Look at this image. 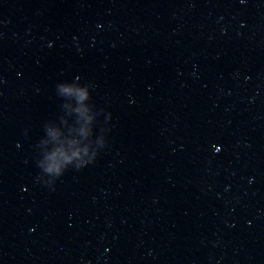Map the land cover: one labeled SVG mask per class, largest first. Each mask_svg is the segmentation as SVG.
Segmentation results:
<instances>
[{
    "label": "water",
    "instance_id": "obj_1",
    "mask_svg": "<svg viewBox=\"0 0 264 264\" xmlns=\"http://www.w3.org/2000/svg\"><path fill=\"white\" fill-rule=\"evenodd\" d=\"M0 264H264V0H0Z\"/></svg>",
    "mask_w": 264,
    "mask_h": 264
},
{
    "label": "clouds",
    "instance_id": "obj_2",
    "mask_svg": "<svg viewBox=\"0 0 264 264\" xmlns=\"http://www.w3.org/2000/svg\"><path fill=\"white\" fill-rule=\"evenodd\" d=\"M67 84L68 82L57 83L56 93L58 96L62 97L61 94H63L64 96H75L78 103H81V105L85 99H88L90 97L89 88L91 87V85L84 84L79 88H72V87L66 86ZM77 111L80 113L82 117H85V114L87 113L88 109L81 106L80 108L77 109ZM90 119H91L90 117H86V121ZM81 131L83 132L84 129L82 128ZM68 143H69V146L71 147L76 142L69 141ZM77 155H78L77 151H73L71 155H68L64 151L63 147H61V148L56 149L49 157V160L52 162L48 165V167L43 168L41 165L37 163L38 167L42 170V173L47 174V177H48L46 181H42V182L47 186L53 185L55 180L61 177L63 173L65 172V170L68 168L66 165L70 164L72 158ZM93 160L94 158L90 159L86 163L77 164L75 165L74 168L78 170L82 168L84 165L93 162Z\"/></svg>",
    "mask_w": 264,
    "mask_h": 264
}]
</instances>
